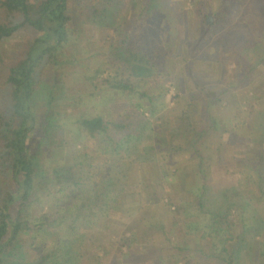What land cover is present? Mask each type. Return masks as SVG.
Here are the masks:
<instances>
[{
    "label": "trees",
    "instance_id": "16d2710c",
    "mask_svg": "<svg viewBox=\"0 0 264 264\" xmlns=\"http://www.w3.org/2000/svg\"><path fill=\"white\" fill-rule=\"evenodd\" d=\"M70 1L0 0V65L6 68L4 92L0 96V264H81L83 260L88 264H104L109 250L118 258L131 255L135 233L110 235L104 245L93 239L99 220L111 224L110 212L134 215L144 226L155 229V236L164 239L171 231L179 232V224L186 234L201 230L202 243L190 246L178 236L177 245L171 243L169 260L161 254L154 264H241V252L255 237L242 223L235 234L237 217L241 215L244 221L247 200L238 194L237 187L213 186L207 174L212 159L206 144L210 135L218 136L219 140L222 134L234 130L230 124L237 122V117L232 113V117L224 119L217 115L215 107L227 101L230 90L243 89L242 84L238 87L241 81H254L253 72L264 62V37L228 29L227 36L221 33L209 43L224 50L230 45L236 52L234 68L225 74L230 81L218 91L195 85L186 108L173 110L171 130L165 127L162 115L156 117L154 96L144 89V77L165 72L169 75L172 71L170 62L163 57L161 33L156 38L160 37L163 44L149 47L147 43L158 30L155 22L165 21L164 14L169 13L163 0H140V9L130 19L129 27L120 31L114 49L119 57L111 51L103 60L102 65H109L113 75L103 79H97L95 74L91 76L95 66L89 59L79 72L81 77L90 75L95 83L82 78L89 90L79 95L78 102L87 95L102 98L104 103L113 93H120L118 103L113 105L110 101L117 113L107 117L97 111L92 115L78 114L71 120L56 119L54 109L57 102L61 104L64 94L58 69L70 64L67 47L81 35L77 29L79 18L69 11ZM81 2L87 21L108 27V15L119 9L123 0ZM224 6L211 16L229 17L231 10ZM214 19L203 20L199 37L189 47L181 42L177 54L186 52L191 58L196 56L212 36ZM15 35L22 38L19 48L6 61L2 46ZM172 41L171 37L167 38L168 50L173 46ZM77 60L74 59L76 63ZM102 65L95 71L108 72ZM185 69L192 79L191 67ZM241 71L242 77L235 81L233 77ZM44 73L50 74V80L45 84L42 101L45 110H41L39 119L36 96ZM248 113L249 119L253 114L258 116L248 130L250 140L245 143L264 147V110L250 109ZM152 118L160 120V130H153ZM36 130H40L39 139L31 137ZM73 130L90 144L82 141V149L77 153L72 151L66 161L54 164L50 172L45 171L41 165V145L47 142L68 148L67 133ZM233 154L227 156V162H238L255 175V178L249 175L251 186L245 184L243 174L238 183L246 185L247 190L255 189L258 201L264 204V155L235 157ZM219 160L216 157L215 162ZM174 189L188 192L187 200L169 202V205L175 203L180 218L188 221L168 218V228L161 205ZM238 209L242 210L240 215L236 213ZM262 246L256 264H264Z\"/></svg>",
    "mask_w": 264,
    "mask_h": 264
},
{
    "label": "rangeland",
    "instance_id": "374dc122",
    "mask_svg": "<svg viewBox=\"0 0 264 264\" xmlns=\"http://www.w3.org/2000/svg\"><path fill=\"white\" fill-rule=\"evenodd\" d=\"M139 1L140 0H123L121 7L112 10L113 12L111 11L112 13L108 15L107 23L109 28L90 23L89 20L87 21L85 10L82 6L83 2H81V0L79 2L77 0L70 1L69 11L70 14H74L76 18H79V20H77V29L81 31V35L76 39V42L67 47V59L70 61V64L58 69L60 81L62 84L64 83L62 86L64 94L61 96V104L57 102L58 105H56L54 109V111H57L58 115H56V119L71 120L78 114L92 115L97 111H100L107 117L117 113L115 111L116 109L111 106V103L113 105L118 103V99L121 97L120 93H113L104 103L102 102V98L96 99V97L87 95L83 96L78 102V97L82 92L89 90H86L89 88L87 84L83 85L85 79H89L92 83H95L94 80L89 77L95 74L97 79H103L107 77L108 74L110 75L112 73L110 72L109 65L105 67L102 65L104 62L103 60L107 59L111 51L114 52V55L119 57V53H115L114 49H116V43L118 39H120V31L126 29V26L129 27L130 19L140 9ZM163 1L165 2L164 9H166L169 14H164L165 21L159 24L155 22V27H158V30L155 31L154 39H147L149 40L147 43L149 47H151V45H160L164 43L163 57H166L170 62L169 67H171L172 71L169 75L165 72V74L159 76L153 75L144 77L146 81L144 89H148V93L154 96V103L156 104V110H158L156 117L162 115L164 117L165 127L173 130V110H183L186 108L187 100L190 98V93L193 88H195V85H202L210 91H218L221 90L222 87L224 88L228 81H230V77L226 79L225 74L234 68L233 63H236V52L230 49V45L229 49L227 48V50H224L223 48H216L208 44L218 39L220 37L219 35L225 33L226 30L228 31V29L237 30L243 35L247 34L252 37H264V0ZM220 4L221 6H219ZM226 5H228V8L231 10L229 17L223 18L219 16L214 19L211 16L218 8H223V6L226 7ZM205 19H207V21L212 19L215 20L212 36L207 40L206 45L199 48L196 56L192 58L186 52L179 56L176 51L178 45H181L182 42L183 46L189 47L190 43L199 37L202 22ZM225 19H227L226 22ZM159 33H161L163 37V43L160 41V37L156 38ZM225 35L227 36V32ZM168 37L173 39V46L170 50L166 47ZM21 39L20 35H15L3 44L2 51L6 61H9L11 58L10 53L19 48ZM184 51L186 50L184 49ZM256 54L260 55L258 51H256ZM93 55H95V57ZM74 59H78V63H76ZM87 59L93 60V65L95 67L93 68L94 73L91 72V76L88 75L87 78H85L81 77L79 72L84 65H87ZM252 61L250 56L249 63H252ZM100 65H102V69H109V71L99 72L98 70L99 73L96 72L95 69ZM188 65L194 73L192 79L190 75L187 76L185 67ZM166 69L164 68V71H166ZM5 74L6 68L0 65V96L4 92L3 81ZM252 75H254V81H241L238 87L242 84L241 88H244L240 90L239 88L230 90L227 101L223 102L221 106L215 107L217 115L224 119L232 117V113L235 115L234 117H237V122L230 124V127L233 125L232 127H234V130L228 132V134H222L219 140L217 139L218 136L210 135L208 137L209 141L207 140L208 143L206 144V151L210 154L212 159L207 174L210 176L213 186L216 188H218V186L237 187L240 191L238 194H241L244 196V199L247 200V206L243 210L244 221H242L240 215L242 210L240 212L238 209L236 212L240 216H238L236 220L237 225L235 234L238 233L242 223L245 228H250L252 230V234H254L255 237L248 241L246 249L241 252V255L243 254L241 257L242 259H240L241 264H256L258 252L264 244V204L258 201V194L255 189L252 188L247 190L245 188L246 185L244 187V185H240L237 181L243 174L245 184L251 186L249 175L253 178H255V175L250 173L247 168L244 169L238 162L231 160L227 162L228 157L230 158L233 153L235 157L253 156L254 154L257 156L259 154L264 155L263 146H259L254 142H250L248 145L245 143L246 140H250V137L247 136L248 130L252 129L254 120L258 116L257 114H253L252 118L250 117L249 119L248 112L250 109L254 110V112L264 110V62H261L257 66ZM45 76H48L47 81L44 80ZM49 76L50 74L48 75L47 73L41 76L40 85L37 89L36 105L39 109V119L42 111L45 110L42 101L45 95L44 91L46 90L45 84H48L50 80ZM241 77L242 71L240 74L234 76L233 79L237 81ZM234 80H232L231 83H234ZM253 89L256 91H253ZM253 92H255V95H253ZM249 96H251L252 99H249ZM150 123L153 130H160V120L152 118ZM39 132L40 130H36L31 137L39 139ZM67 135L69 139L68 148L55 147L54 145L47 144V142L41 145V165L44 166L45 171L50 172L54 164L66 161L70 153L72 151L77 153L78 150L83 148V144H90L85 138L81 140L78 131H69ZM31 140L30 138V141ZM82 141H85V143L82 144ZM153 142L154 140H151L150 143L153 144ZM150 143L147 142L146 144L149 145ZM260 147H262V149ZM216 157L221 159L218 163L215 162ZM187 199V190L179 191L178 189L169 191V195H166L163 199L161 205L162 217L168 228L170 224L168 218H179L182 222L188 221L181 219L180 217L182 216L178 212L176 204L169 205V202L178 200L185 201ZM134 200H136V198ZM136 204H134L133 207H135ZM109 217L111 218V224L106 225L104 220H99L98 225L94 229L93 239L98 242V244H106L110 235L126 236L131 233H135L136 243L131 246V255L124 256L123 258L116 257V253L113 250H109L104 264H154L161 254H163L164 259L168 261L169 259L167 258L168 254L171 252V243L177 245L179 240L178 236H182L183 240L190 246H193L197 242L202 243L201 230H197L195 234H186L184 232L185 230H182L180 224L178 228L180 231L182 230L181 233L180 231L172 232L171 229L167 239H164L155 236L156 230L144 226L134 215L128 216L118 212H110ZM81 264L88 263L86 260H83ZM191 264H194V262Z\"/></svg>",
    "mask_w": 264,
    "mask_h": 264
}]
</instances>
